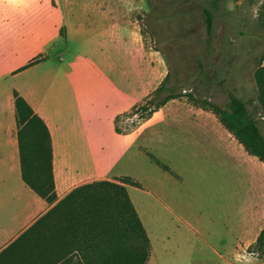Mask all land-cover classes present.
<instances>
[{
    "label": "rangeland",
    "instance_id": "1",
    "mask_svg": "<svg viewBox=\"0 0 264 264\" xmlns=\"http://www.w3.org/2000/svg\"><path fill=\"white\" fill-rule=\"evenodd\" d=\"M68 0H0V89L4 100L25 77H12L23 62L22 35L33 28L37 13L46 10L65 11ZM78 11L91 12L88 22L92 29L110 24L111 17L127 21L129 42H142L146 58L159 66L160 85L169 73L171 86L184 92L198 91L199 86L187 84L192 72H198V61L188 50L195 43L177 41L178 37L199 40L206 37L202 15L187 19L175 27L171 21H160L150 27L152 8L147 0H77ZM217 14L214 66L207 71L203 86L206 97L226 107L227 89L244 98L255 111V72L264 65V0H207ZM193 0L189 9L196 8ZM106 4L101 11L98 6ZM110 12L114 13L110 16ZM17 35H19L17 37ZM14 36L20 40L13 39ZM64 47L51 63L65 76L70 73L86 76L74 92L63 84V99L71 105L72 115L84 97L101 91V82L82 73L95 37L79 36L69 42L63 32ZM21 53V54H20ZM60 53H62L60 55ZM147 98L127 106L119 114H96L100 129H88L89 141L83 137L78 144V160L89 159L95 169L104 165L111 179L131 177L141 188L129 185V193L143 217L153 241L151 264H264L253 257H238L227 253L234 244L231 222L237 214V190H252L255 175L246 161L237 156H249L243 146L222 126L211 111L190 105L186 99L171 101L151 119L142 121L135 106ZM75 110V111H74ZM128 114V115H125ZM119 126L130 134L119 135ZM74 117V116H73ZM264 133V120L260 119ZM72 133L85 130L72 127ZM221 132L225 133L222 137ZM216 135L225 139L229 150ZM102 144V145H101ZM148 154H153L175 173L165 171ZM237 155V156H235ZM260 164L258 158H254ZM102 172V171H100ZM259 187L263 182H257ZM241 193V191H240Z\"/></svg>",
    "mask_w": 264,
    "mask_h": 264
},
{
    "label": "crops",
    "instance_id": "2",
    "mask_svg": "<svg viewBox=\"0 0 264 264\" xmlns=\"http://www.w3.org/2000/svg\"><path fill=\"white\" fill-rule=\"evenodd\" d=\"M79 2L68 0L65 11L46 9L36 14L33 28L22 35L23 47L20 51L24 54V60L12 75L15 79L25 77V81L16 84L5 100L0 89V254L77 187L101 180L115 181L109 177L104 165L99 164L95 169L91 167L89 159L78 160L76 141L84 137L87 143L94 146L95 142L87 140L96 134L90 135L86 130L100 129L102 119L96 114H119L127 106L148 98L160 86L159 66L146 58L142 42H129L127 21H122L121 17H111L110 24L92 29L88 22L91 12L78 11ZM98 7L103 11L106 4ZM109 14L113 16L114 13ZM65 29L70 43L79 36L95 37L98 43L91 50L89 62L82 73L87 71L101 82V91L86 95L84 103L77 104L74 115L69 109L71 105L63 99L62 86L67 84V88L74 92L79 89L80 82L86 80V76L83 78V74L72 73L65 76L51 64L64 47ZM13 39L20 40L16 36ZM39 56H43L44 60L19 71ZM14 91H18L30 103L51 131L58 197L54 204L41 198L23 179ZM72 127H81L85 132L73 134ZM221 134L225 136V133ZM216 137L229 150L227 137L226 140L219 135ZM237 157L246 161L247 169L255 175L257 187L237 190L234 206L237 214L230 225L235 234L234 244L227 249V253L264 262L249 252L264 230V163L259 160L260 164H257L253 160L256 157ZM258 181L263 182L262 187L258 186ZM149 236L151 238L150 233Z\"/></svg>",
    "mask_w": 264,
    "mask_h": 264
},
{
    "label": "trees",
    "instance_id": "3",
    "mask_svg": "<svg viewBox=\"0 0 264 264\" xmlns=\"http://www.w3.org/2000/svg\"><path fill=\"white\" fill-rule=\"evenodd\" d=\"M152 8V27L160 21H171L178 27L187 19L203 17L206 37L191 40L178 37L177 41L195 43L188 50L198 61V72H192L187 84L199 86L198 91H181L171 86L169 73L159 88L145 101L135 106L142 121L151 119L168 103L186 99L190 105L213 112L220 123L242 145L245 151L264 163V133L260 119L264 120V65L255 72V102L252 110L246 100L227 89L226 107L206 97L203 86L206 74L214 64L217 14L207 0H198L196 8L189 9L193 0H147ZM44 60L37 57L21 70ZM18 138L21 153L23 179L41 198L50 204L58 201L55 180V153L53 137L45 120L30 103L14 91ZM128 115V114H125ZM115 119L119 135L130 134L119 126L121 117ZM151 159L165 171L171 168L153 154ZM141 188L131 177L115 181L101 180L74 189L59 201L46 215L0 254V264H150L152 241L131 198L128 186ZM264 260V230L257 243L249 249Z\"/></svg>",
    "mask_w": 264,
    "mask_h": 264
}]
</instances>
